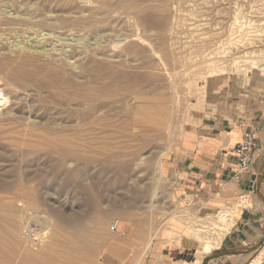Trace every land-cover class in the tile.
<instances>
[{"label":"rangeland","instance_id":"374dc122","mask_svg":"<svg viewBox=\"0 0 264 264\" xmlns=\"http://www.w3.org/2000/svg\"><path fill=\"white\" fill-rule=\"evenodd\" d=\"M263 7L264 0H0V91L9 99L0 107V264H51L10 244L13 213L26 215L23 224L30 214L49 220L55 264H131L109 254L123 258L127 242L144 257L165 226L168 238L189 237L194 221L175 216L162 161L180 146L210 81L237 60L250 70L264 58ZM212 64L223 75L207 80ZM58 74L67 93H107L101 119L113 126L76 133L84 106L34 86ZM223 214L235 221L231 210ZM115 220L124 235L112 230Z\"/></svg>","mask_w":264,"mask_h":264},{"label":"crops","instance_id":"0c3cea01","mask_svg":"<svg viewBox=\"0 0 264 264\" xmlns=\"http://www.w3.org/2000/svg\"><path fill=\"white\" fill-rule=\"evenodd\" d=\"M249 79L241 75L216 79L205 102L192 105L180 146L163 162V178L173 185L178 211L174 212L181 221L206 219L226 209L235 213L220 245L200 259L199 242L188 236L168 238L165 226L146 256L125 242L124 257L110 253L113 261L139 264L145 258L144 264H251L257 259L264 245V87ZM195 117L197 123H191ZM246 132L256 136L255 159L251 170L235 180V149Z\"/></svg>","mask_w":264,"mask_h":264},{"label":"bare ground","instance_id":"6f19581e","mask_svg":"<svg viewBox=\"0 0 264 264\" xmlns=\"http://www.w3.org/2000/svg\"><path fill=\"white\" fill-rule=\"evenodd\" d=\"M244 63H246V61H239V60L235 61L233 64V67L235 69L231 70V71H227V72H229L228 73L229 75L223 76V77H225L227 79H231L232 76H234V75H241V76L250 78L249 80L251 82H253L255 84H259L262 87H264V58H262L261 60L252 61V65L250 66V70L243 69V67L247 65V64L245 65ZM212 66L214 69L212 70V74H210L208 77H206L207 80L209 78H212V77L223 75V74H218L219 73L218 69H220V68H218L216 64H212ZM51 69L53 70V68H51ZM40 70L45 71V68L42 66V67H40ZM221 71H223V70H221ZM236 71L238 74H234ZM223 72H224V74L227 73L225 71H223ZM216 79H219V78H216ZM216 79H213V81H210L211 84ZM19 82H21L23 84L26 81L23 79H19ZM34 86L36 87L37 91H39V92H41L42 90H48L54 98L65 99L66 104H69V105L76 104V105L84 106V110L82 111V113H80V115H78V118L80 116V120L82 122L76 126V129H75L76 133H78L80 135H90L93 132H96L97 130H101L102 132L107 131L111 126H113V124H110V123L106 122V120L101 119V118L106 117L105 111L103 112V110H105V107H107V105L104 102H102L101 100L103 98H105V96H107V93H103V91H96V90H91V89L87 90V91H83L81 89H75V90L67 93V92L62 90V89H64V87H63L64 86V80H63L62 75H59V74L57 76H54L53 79H50V80L44 79V80L38 82L37 84H35ZM71 87H72V85H71ZM59 90L61 92H59ZM207 94H208L207 92H204L203 96H201V98H200V101H202V100L205 101L207 98ZM138 97L139 96H136V100L138 99ZM143 98H145V96ZM8 101H9L8 97L0 91V107L5 106L8 103ZM148 108H146V109H148ZM97 113H102V115H99L98 117L96 116L97 117L96 118L95 115ZM143 115L148 117L146 114H143ZM149 118H150V116H149ZM143 119H145V118L143 117ZM167 120H168V118H167ZM142 121H145V120H142ZM146 122H145V124H147ZM148 122L152 126L151 119H148ZM136 123H138L137 120H136ZM150 130H152V129H150ZM163 161H162L161 169H163V166H164ZM27 192H29V191L27 190ZM8 202H7V204H8ZM21 206H23V205H21ZM23 207H22V211H23V209H25V207L24 208ZM8 208H11V204ZM224 211L225 210H220L218 213H216L218 215L215 216L216 221H217V218H219V217L221 218L222 227H220V224L218 226V224L215 223V220H214L215 218L213 219L212 216L209 218H206V219L205 218H200V219L192 218L191 219L192 222L194 221L193 222L194 224H191L192 232L189 235V237H191L192 239H195L197 242H199L202 245L200 252L197 251L199 253L200 259L204 255L209 254L215 248H217L220 245L224 235L230 230V228L233 224V221L230 222V221L226 220L225 214H223ZM25 216L26 215L23 213H21V214L13 213V215L9 217L10 226L7 229V236L11 239L10 244L12 243L11 245L16 249L24 248L25 253H26V257H28V259H30V260H35V262H47V263L50 262L51 264H55L57 245L55 243V239L51 238V236H50V230L51 229H50V224L48 222L49 220L46 217H41V216H38L36 214H30L28 221L26 220L27 222L25 224H23L24 220L27 218ZM195 222H196L197 228L194 227ZM115 223H118V230L121 232H124L123 228L121 227V221L120 220L114 221V223L112 224V230L114 228ZM31 224L37 226V228H35L34 230H36L38 233V239H37L38 242L33 241V240H29L24 236H23V238L25 240H22L20 237V234H19L20 228L23 226L24 231L25 230H32ZM71 225L78 226L77 222H72ZM24 231H23V233H24ZM113 231L119 233V231H115V230H113ZM39 232L43 235V237ZM22 243H24V247H23ZM263 258H264V251L259 255L255 264H261V261ZM199 263L200 262L198 261L197 264H199Z\"/></svg>","mask_w":264,"mask_h":264},{"label":"built area","instance_id":"2783aa9c","mask_svg":"<svg viewBox=\"0 0 264 264\" xmlns=\"http://www.w3.org/2000/svg\"><path fill=\"white\" fill-rule=\"evenodd\" d=\"M257 145V139L254 133L246 132L244 134L242 142L235 149V163L237 171L234 173L235 180H241L242 175L249 172L252 168L255 159V148ZM113 230H118V223L114 224ZM122 235L124 232L119 231ZM23 236L29 240L38 242V233L32 228V230H25Z\"/></svg>","mask_w":264,"mask_h":264}]
</instances>
